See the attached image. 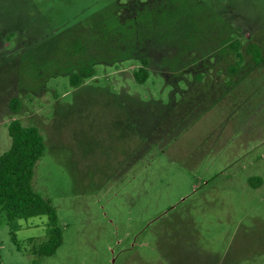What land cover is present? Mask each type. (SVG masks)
<instances>
[{
  "label": "rangeland",
  "instance_id": "1",
  "mask_svg": "<svg viewBox=\"0 0 264 264\" xmlns=\"http://www.w3.org/2000/svg\"><path fill=\"white\" fill-rule=\"evenodd\" d=\"M251 41L264 48V0H0V155L13 118L40 129L33 186L63 233L41 255L48 216L0 205V264H264ZM85 63L96 75L72 86Z\"/></svg>",
  "mask_w": 264,
  "mask_h": 264
},
{
  "label": "trees",
  "instance_id": "2",
  "mask_svg": "<svg viewBox=\"0 0 264 264\" xmlns=\"http://www.w3.org/2000/svg\"><path fill=\"white\" fill-rule=\"evenodd\" d=\"M240 40L239 38L230 39L226 45L233 52L236 51L237 56H239V61L228 63L225 66L231 73L240 72V63L243 57L239 51ZM226 46L223 48L224 50L227 48ZM246 52L250 55L251 64L254 67L264 66V48L262 45L255 41L248 42ZM140 58L141 63L134 71V77L137 82L143 83L149 77L150 60L144 55ZM95 75L94 66L85 63L71 74L70 83L72 86L78 87ZM242 76L245 77V74ZM197 78H201V76H197ZM20 103L19 98H11V111L17 113L20 109ZM8 131L12 139L11 147L7 152L0 155V205L11 220L47 215L49 221L46 239L35 247L41 255H52L63 240L62 229L58 224L57 210L51 201L38 193L33 186L35 167L46 150L44 136L39 128L33 125H25L19 118H13L9 122Z\"/></svg>",
  "mask_w": 264,
  "mask_h": 264
}]
</instances>
